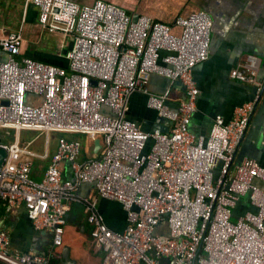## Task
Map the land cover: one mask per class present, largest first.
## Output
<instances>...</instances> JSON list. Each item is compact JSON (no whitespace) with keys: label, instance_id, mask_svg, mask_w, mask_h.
<instances>
[{"label":"built area","instance_id":"obj_1","mask_svg":"<svg viewBox=\"0 0 264 264\" xmlns=\"http://www.w3.org/2000/svg\"><path fill=\"white\" fill-rule=\"evenodd\" d=\"M24 2L39 9L43 28L70 36L71 44L62 67L20 56L22 26L0 36V129L15 132L12 141L0 139V204L22 206L34 228L50 233L54 248L62 246L68 205H80L103 264H264V166L235 158L264 89L258 58L248 54L229 72L253 86L252 98L227 121L215 116L208 135L197 136L190 132L198 94L191 73L208 56L207 12L177 17L175 33L167 23L134 20L102 1ZM151 74L181 83L185 97L175 110L166 105L168 90L146 91ZM134 91L169 121L166 132L145 133L126 119ZM27 94L42 101L29 103ZM21 130L67 135L57 137L40 180L32 177L35 153L20 143ZM75 134L87 137L91 149L97 138V151L83 155ZM81 185L120 205L122 232L106 227L94 199L77 194ZM243 197L251 209L236 214ZM45 262L13 249L0 228V264Z\"/></svg>","mask_w":264,"mask_h":264},{"label":"crops","instance_id":"obj_2","mask_svg":"<svg viewBox=\"0 0 264 264\" xmlns=\"http://www.w3.org/2000/svg\"><path fill=\"white\" fill-rule=\"evenodd\" d=\"M78 5H90L93 1H102L120 7L128 15L148 16L156 21L171 25L173 32L180 31L174 25L177 17L204 10L211 18L208 56L204 62L192 69V79L198 94L195 99L196 112L190 123V132L197 136H207L215 116L229 120L236 106L246 102L253 95V86L230 77V70L251 54L258 58L257 79L264 82V0H70ZM39 9L25 5L24 0H0V36L22 26L23 37L20 56H29L62 67L67 65L65 53L71 44L70 36L60 32H51L38 21ZM22 34V36H23ZM147 92L162 94L168 90L166 105L175 110L184 100L185 92L178 81L169 82L151 74L145 85ZM27 102L38 104L42 98L27 94ZM108 113L106 108H102ZM126 119L134 122L139 130L149 133L154 129L158 116L146 107V95L134 91L126 98ZM170 124L161 127L166 132ZM47 141L48 138H47ZM46 141V142H47ZM88 141V139H87ZM34 151L31 174L36 180L42 178L50 155L47 146ZM88 145L84 144L83 155L88 154ZM92 153V152H91ZM243 157L256 159L264 166V89L255 112L250 120L247 132L236 153V161ZM63 176L70 171L63 166ZM77 194L94 199L96 207L106 227L114 232H122L126 226L124 212L116 202L96 198L90 185H81ZM251 209L246 197H243L235 209L236 214ZM0 227L10 235L11 247L31 254L42 255L45 264H64L60 261L63 248L68 249L69 264H103L102 252L92 243L85 214L78 204H69L63 227L62 246L58 253H47L51 246L50 233L34 228L22 206L0 204Z\"/></svg>","mask_w":264,"mask_h":264},{"label":"rangeland","instance_id":"obj_3","mask_svg":"<svg viewBox=\"0 0 264 264\" xmlns=\"http://www.w3.org/2000/svg\"><path fill=\"white\" fill-rule=\"evenodd\" d=\"M23 37H26V36L23 34ZM14 133L15 132L11 129H0V139L2 138L4 141H12L15 138ZM60 135L67 137V135L59 134L57 132H50L49 134H47V133H41L38 131L21 130L19 133V139H20L21 144H26L28 141L33 140L34 142L31 147L37 150H42L44 149V147L47 146L48 152H51L56 144L57 137ZM72 137H75L76 139L79 140L83 149H84V144H86V146L88 145L87 137H85L84 135L75 134ZM47 138L49 141H47ZM87 151H88V154H91L92 152L91 147H88ZM34 179L36 180V178ZM57 249L58 248L50 247L47 253H58Z\"/></svg>","mask_w":264,"mask_h":264},{"label":"water","instance_id":"obj_4","mask_svg":"<svg viewBox=\"0 0 264 264\" xmlns=\"http://www.w3.org/2000/svg\"><path fill=\"white\" fill-rule=\"evenodd\" d=\"M137 17L138 16L133 17V19L135 20ZM91 82L95 83L94 80H91ZM167 124H170L168 120H166V119H164L162 117H158L157 120H156L155 127L157 128V130L161 131V127L164 126V125H167ZM98 146H99V143H98V139L96 138V139L93 140V149H92L93 153H95L97 151ZM3 156H4V151L0 150V161L2 160ZM0 228H2V227H0ZM59 256H60L59 257L60 261H62L64 264H69L70 263L69 260H68V249L67 248H63Z\"/></svg>","mask_w":264,"mask_h":264},{"label":"trees","instance_id":"obj_5","mask_svg":"<svg viewBox=\"0 0 264 264\" xmlns=\"http://www.w3.org/2000/svg\"><path fill=\"white\" fill-rule=\"evenodd\" d=\"M44 62H46V61H44ZM47 62H50V61H47Z\"/></svg>","mask_w":264,"mask_h":264}]
</instances>
